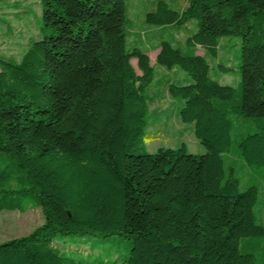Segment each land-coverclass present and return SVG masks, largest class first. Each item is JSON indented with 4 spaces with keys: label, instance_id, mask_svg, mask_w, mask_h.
<instances>
[{
    "label": "trees",
    "instance_id": "trees-1",
    "mask_svg": "<svg viewBox=\"0 0 264 264\" xmlns=\"http://www.w3.org/2000/svg\"><path fill=\"white\" fill-rule=\"evenodd\" d=\"M38 3L41 37L17 61L0 54V211L39 208L43 221L0 242V264H118L55 244L67 235L130 238L119 264H264L253 181L264 182V0L158 1L147 14L157 26L196 20L185 48L161 41L155 63L186 72L165 90L202 154L145 151L155 69L126 45L125 0ZM226 36L240 39L239 89L209 75L205 55ZM231 117L252 130L233 141Z\"/></svg>",
    "mask_w": 264,
    "mask_h": 264
},
{
    "label": "rangeland",
    "instance_id": "rangeland-1",
    "mask_svg": "<svg viewBox=\"0 0 264 264\" xmlns=\"http://www.w3.org/2000/svg\"><path fill=\"white\" fill-rule=\"evenodd\" d=\"M158 1H164L173 10L180 11L187 4V0H125V32L128 48L136 46L150 58L154 66L153 79L145 86L144 93L147 99V117L144 136L146 152H155L159 147L176 148L181 143L186 145L187 151L202 154L205 147L198 141L193 133V124L179 119L178 110L181 100L173 98L166 87L170 82L183 83L188 78L185 71L175 68L168 71L155 63L156 48L161 41H168L180 49L185 48L186 37L196 31L195 19L188 20L184 25L157 26L147 20V14L155 11ZM40 6L38 0H6L0 3V54L6 58L17 61L30 41L39 39L40 32ZM198 53H204L203 48H197ZM240 39L237 36H226L220 40L217 56L206 54L211 78L231 85L235 89L240 87ZM131 64L136 67V59H131ZM221 64L226 67L221 71ZM174 70H177L176 72ZM252 130L245 122L231 117V138L233 141L241 132ZM225 166L233 165L234 174L240 180L241 187L246 185L248 176L242 175L239 164H235L232 155L223 156ZM248 169L246 168V172ZM250 171V170H249ZM258 185L257 222L264 223V182L260 179L253 180ZM257 209V210H258ZM43 217L39 208H28L24 212L17 210L0 211V242L19 237L29 233L40 225ZM58 246H69L73 251H87L104 258L116 260L119 264L127 256L131 239L117 235H67L62 242H55Z\"/></svg>",
    "mask_w": 264,
    "mask_h": 264
},
{
    "label": "crops",
    "instance_id": "crops-1",
    "mask_svg": "<svg viewBox=\"0 0 264 264\" xmlns=\"http://www.w3.org/2000/svg\"><path fill=\"white\" fill-rule=\"evenodd\" d=\"M157 51H158V49H157ZM157 51H156V53H157ZM201 54V53H200ZM156 55V54H155ZM175 72L177 71V70H174Z\"/></svg>",
    "mask_w": 264,
    "mask_h": 264
}]
</instances>
